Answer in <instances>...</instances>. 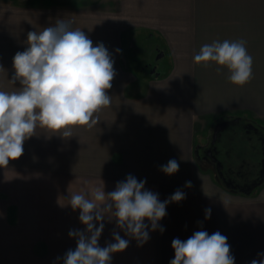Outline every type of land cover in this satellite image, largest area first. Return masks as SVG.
Here are the masks:
<instances>
[{"label":"crops","instance_id":"obj_1","mask_svg":"<svg viewBox=\"0 0 264 264\" xmlns=\"http://www.w3.org/2000/svg\"><path fill=\"white\" fill-rule=\"evenodd\" d=\"M25 2L16 0L5 10L0 6V90L20 86L10 82L13 57L26 49L28 32L57 19L72 20V27L84 31L94 46L103 43L116 75L108 90L111 106L100 112L96 126L76 128L67 139L37 128L25 141L23 155L0 168V264H63L65 253L76 248L69 231L85 229L80 210L68 204L69 195L79 187H102V182L105 192H111L128 175L146 180L145 189L157 193L160 201L177 189L186 198L167 205L159 221L163 233L151 231L145 220L149 239L142 244L106 218L99 245L114 242V231L129 241L124 251L112 254L111 264H169L174 258L172 240H186L201 230L226 236L235 264L261 259L257 254L264 253V181L251 193L231 190L202 171L195 144L205 130L202 121L211 125L223 113L248 116L264 129V0H116L107 14L68 8L62 9L68 15L61 18L53 16L51 0ZM143 32L158 37L164 49L157 50L170 55L172 67L163 76L156 68L148 72L153 66L142 72L132 66V36ZM225 39L245 40L253 57L254 78L243 87L228 81L226 67L218 72L214 63L204 67L193 60L202 45ZM37 138L45 144L38 146ZM38 154L48 156L45 172H61L60 178L79 176L63 173L82 171L80 163L91 156L87 185L75 176L59 180V212L53 208L54 181L37 179ZM59 154L84 160L54 169L51 158ZM170 159L179 163V171L171 176L160 170ZM187 181L191 187H185ZM206 209L211 210L208 219Z\"/></svg>","mask_w":264,"mask_h":264},{"label":"clouds","instance_id":"obj_2","mask_svg":"<svg viewBox=\"0 0 264 264\" xmlns=\"http://www.w3.org/2000/svg\"><path fill=\"white\" fill-rule=\"evenodd\" d=\"M72 24L70 19H57L54 25L28 32L26 49L15 53L10 82L20 86L13 91L0 90V168L23 155L25 141L36 135L37 128L71 138L76 128L96 126L100 112L111 106L108 90L116 75L112 55L103 43L94 46L85 32ZM246 43L243 39L213 41L202 45L193 60L204 67L214 63L218 72L226 67L228 81L243 87L254 78L253 57ZM160 170L171 176L179 171V163L170 159ZM145 183L128 175L111 192H105L102 182V187H85L69 195L68 204L73 211L80 210L79 220L85 229L69 231L76 248L65 253L63 264H111L112 254L129 246L115 231L114 242L99 245L106 218L114 219L117 228L140 244L149 239L145 220L151 231L163 233L159 221L166 216L167 205L182 201L186 194L177 189L160 201L157 193L145 189ZM185 187H191V181ZM205 212V218H210L211 210ZM171 247L174 258L169 264H235L227 237L219 231L211 235L196 231L186 240L174 238ZM257 255L261 259L250 264H264V253Z\"/></svg>","mask_w":264,"mask_h":264},{"label":"rangeland","instance_id":"obj_3","mask_svg":"<svg viewBox=\"0 0 264 264\" xmlns=\"http://www.w3.org/2000/svg\"><path fill=\"white\" fill-rule=\"evenodd\" d=\"M15 1L16 0H0V6L2 7L3 10H5L6 8H9L10 6H12L11 4L12 3L14 4ZM17 1H20L21 3H26L25 1L27 0H17ZM37 1H39L40 3H44V0H37ZM51 1H52V8H53V16L59 17V18H61L62 15L64 17L68 15L67 10H62V9H68V8H78L79 11L80 10H82L81 12L86 11V13H89V15H92L94 11H96V13L94 14L96 15L98 14V16L100 15L98 11L104 12L107 14L108 10L114 8L115 2H116V0H51ZM40 15H41V12L38 11V19L40 18ZM55 22L56 21L53 22V25L55 24ZM136 34L132 36L133 41H134V46H135L134 52L129 53L130 57H133V59H135V61H132L133 68L136 69L138 72H142L146 67L150 68L151 66H153L148 72L151 73L156 68L157 69L156 73H160L163 76L172 67V60L170 58V55L166 53L164 54V56H161V54L163 55L164 50H159V51L157 50L158 47L164 49V45L162 44V42L159 41L158 37L156 36L149 37L147 36L146 32H143L141 34L140 33L139 34L136 33ZM150 73H148V75ZM151 75H153V73ZM225 117H237V115L236 114H224V113L220 114L218 116V119L215 120L211 125L207 124L206 121L203 120L202 124L205 126V130L201 134L198 135L197 140H196L197 143L195 144V155H196L195 157L201 164L202 171L212 175L213 179H215L217 182H220V181L216 177L212 168L209 165H207L206 161H204L206 160V158L202 154L201 147H203L206 141L209 139V136L211 134V130L214 124L217 121H219L221 118H225ZM244 118L251 122L255 121L253 118H249L248 116H245ZM39 129H42V128H38V130ZM44 130H47V129H44ZM50 132L51 131H49V134ZM39 144H45L44 139H38L37 145L39 146ZM36 157H37V169L39 173V175L37 176L38 177L37 179L44 180V179L52 178V180L54 181V187L52 188L53 208H54V212L55 210L59 212L60 210V190H61V187H59V180L60 181L70 180L74 176L77 178L84 179V181L89 179L90 176H87V175L92 173L91 156H86L90 160L87 159L85 163H80L81 165L85 167L82 171L80 172L79 171L78 172L68 171L65 174L63 173L64 176H67L69 172L79 175V176H76V175L69 174L68 178H62V177L60 178L59 175L61 174V172L46 173L44 170V166H45L44 163L46 162V159H48V156L44 154H38ZM80 158H81V162H83L84 156H80L79 158L75 156L74 160H72L68 156H62L59 154V155H54L51 159L53 160V163H54L53 168L59 169L60 166L66 165L68 162H75V163L80 162L79 161ZM51 174H54V175L50 176ZM82 188L83 187H79L78 189H82ZM47 201H51L50 198H47Z\"/></svg>","mask_w":264,"mask_h":264},{"label":"flooded vegetation","instance_id":"obj_4","mask_svg":"<svg viewBox=\"0 0 264 264\" xmlns=\"http://www.w3.org/2000/svg\"><path fill=\"white\" fill-rule=\"evenodd\" d=\"M201 148L204 161L231 190L251 193L264 181V129L257 123L221 118Z\"/></svg>","mask_w":264,"mask_h":264},{"label":"water","instance_id":"obj_5","mask_svg":"<svg viewBox=\"0 0 264 264\" xmlns=\"http://www.w3.org/2000/svg\"><path fill=\"white\" fill-rule=\"evenodd\" d=\"M161 56H163V55L161 54ZM153 71H155V70H153Z\"/></svg>","mask_w":264,"mask_h":264}]
</instances>
